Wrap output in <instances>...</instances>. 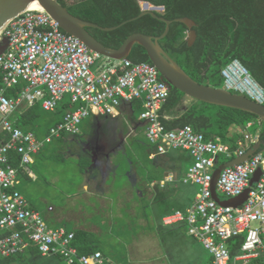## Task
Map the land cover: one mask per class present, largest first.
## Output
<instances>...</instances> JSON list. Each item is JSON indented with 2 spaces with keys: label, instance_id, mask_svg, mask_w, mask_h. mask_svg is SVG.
<instances>
[{
  "label": "built area",
  "instance_id": "obj_1",
  "mask_svg": "<svg viewBox=\"0 0 264 264\" xmlns=\"http://www.w3.org/2000/svg\"><path fill=\"white\" fill-rule=\"evenodd\" d=\"M222 75L226 89L264 103V89L239 60L225 66ZM21 81L26 82L23 91L9 96L7 90ZM170 91L153 63L129 57L114 59L94 51L64 31L46 9L28 8L9 21L0 31V132L9 135L6 141L0 140V258L35 247L41 256H59L67 264H105L101 251L81 254L74 244L75 232L51 227L39 211L30 207L19 189V169L35 178L30 164L46 143L65 134H80L81 123L91 114L117 117L123 103L139 100L143 110L138 119L145 123L155 155L182 149L193 158L181 181L197 186L194 202L166 213L162 223L185 224L188 233L210 253L212 259L206 264H264V150L224 168L219 176L217 192L235 197L250 186L254 173L261 168L259 180L250 187L242 205H222L211 191L220 158L229 161L239 157L257 143L259 128H251L262 126V119L232 125L227 139H207L191 125L167 129L163 118L168 116L162 115L161 108ZM67 94L76 107L65 112L43 138L15 124L13 116L22 112L19 106L23 100L28 99L25 109L40 100L45 110L53 111ZM11 152L20 156L19 167L13 165ZM254 222L259 226L253 227ZM241 235L244 238L239 252L232 255L230 240Z\"/></svg>",
  "mask_w": 264,
  "mask_h": 264
},
{
  "label": "trees",
  "instance_id": "obj_2",
  "mask_svg": "<svg viewBox=\"0 0 264 264\" xmlns=\"http://www.w3.org/2000/svg\"><path fill=\"white\" fill-rule=\"evenodd\" d=\"M58 1L68 7L74 15L103 27L117 26L126 21L111 31L88 27L98 40L112 48L120 47L134 32L161 35L167 24L160 17L173 20L168 34L159 40V44L193 79L203 84L225 88L222 70L237 59L264 89V0H75L73 3H69L68 0ZM146 1L164 7L163 10H155L158 17L150 13L140 16L142 3ZM184 16L192 18L197 23L194 27L197 38L192 46L187 41L190 30L188 26L175 21L176 18ZM129 58L136 62L152 63L146 49L140 44L133 46ZM25 87L26 82L21 81L8 89L7 94L11 97L17 96ZM186 96L176 88L171 89L167 101L161 108L162 115L168 116L163 118L167 129L191 125L207 139L214 136L227 139L232 125H244L252 119L259 118L241 109L210 104L194 98L189 104H185ZM61 101L53 111L45 110L40 100L27 109H25L27 105H24L19 109L25 110L13 116L15 124L26 131H34L43 138L52 125L62 120L64 112L71 105L70 98L62 104ZM132 109V118L137 119V109L143 110L141 101L134 100ZM256 129L252 128L253 131ZM259 135V141L262 142L259 150H264V121L259 128ZM8 138L7 133L0 132V140L6 141ZM236 139L232 138L234 141ZM11 161L14 166L19 167L20 156L16 152H11ZM88 165L84 166V169ZM243 238L241 235L230 240L232 255L239 252ZM74 244L76 246L78 244L76 236ZM77 247L81 254L95 251L86 250L79 245ZM23 255L41 256L37 248L30 247L25 253L1 257L0 264H11L18 257H24ZM52 258L61 264H67L59 256Z\"/></svg>",
  "mask_w": 264,
  "mask_h": 264
},
{
  "label": "crops",
  "instance_id": "obj_3",
  "mask_svg": "<svg viewBox=\"0 0 264 264\" xmlns=\"http://www.w3.org/2000/svg\"><path fill=\"white\" fill-rule=\"evenodd\" d=\"M75 107L76 105L71 104L65 112ZM120 112L121 114L117 117L108 114H91L86 118L85 120L90 119L91 126L102 132L104 137L100 135L99 139L94 140L90 133L83 145L74 143V146L81 151L79 154L81 159L86 158L83 165L81 162L83 167L77 173L56 174L54 178L64 182L62 186H55L53 197L40 195L36 203L33 205L29 203L31 208L42 214L51 227H65L75 232L77 246L86 250L101 251L105 264H123L114 262L101 247L106 241L109 223H112L113 217L119 216V212L134 213L138 206H153L157 213L159 210L168 213L175 209H185L194 202L197 191V186L183 184L181 181L193 162L190 153L187 151L190 157L181 153H172V151H184L175 149L165 154L155 155L154 146L148 145L145 139L147 138L145 123L137 118L135 125L130 128L128 122L123 120L126 117L127 120L132 118V104L123 103ZM253 127L258 129L261 126L255 124ZM117 134H120V138L116 136ZM139 135H142L144 139H140ZM91 142L96 148L94 154L86 149ZM129 149L134 152V156L128 157L126 165L129 166L126 170H122V162H117L114 156L120 150L128 151ZM40 152L35 155H39ZM141 152L145 154L143 158ZM35 155L32 163L34 165L36 164ZM87 164H89L88 167L84 169ZM33 172L35 178L19 169L21 180L19 189L28 202L30 201L24 192L25 188L39 180L36 171ZM168 176H173L174 180H167ZM23 186L24 189L21 188ZM141 224L149 228L143 240L151 248L154 246L155 250H158L159 221L141 220ZM184 226L186 227L185 224L180 223L164 226L162 229L167 239L181 242L183 245V253L179 254L180 257L173 264H192L200 261L202 256L204 260V252L201 249L207 251L199 240L188 233V230L186 233L190 239L187 238L183 233ZM211 259L210 256L204 264L209 263Z\"/></svg>",
  "mask_w": 264,
  "mask_h": 264
},
{
  "label": "rangeland",
  "instance_id": "obj_4",
  "mask_svg": "<svg viewBox=\"0 0 264 264\" xmlns=\"http://www.w3.org/2000/svg\"><path fill=\"white\" fill-rule=\"evenodd\" d=\"M75 0H68L69 3H73ZM70 98V95L67 94L60 104L67 101ZM192 97H185V104H189L192 100ZM22 109L20 111H24ZM141 110L137 109L136 115L139 118ZM124 118V117H123ZM124 118L128 124L131 126L135 125L136 119ZM90 119L85 120L81 123V133L79 135L67 134L63 138H57L51 143H47L39 155H35L36 164H30L31 169L36 171L39 176V180L36 183L25 188V194L29 199V203L33 205L36 203L37 198L41 196L53 197L55 186H62L64 180H56L54 177L58 173H77L80 171L82 165L85 163V159H81V151L74 146V143L77 145L86 142L87 137L93 135V139L100 138V135L104 137L102 132L95 130V127L91 126L89 123ZM120 138V134L116 135ZM101 137V138H103ZM147 137V136H145ZM139 138L144 137L139 135ZM148 142V145L151 144L148 138H145ZM93 142L90 143L89 147H86L88 151L93 152L96 149L93 146ZM141 150V149H140ZM172 153H181L190 157L187 151H172ZM142 158L145 156L141 152ZM134 156V152L120 150L115 156L117 162H122V170H126L129 165L127 164L128 157ZM81 159V161H80ZM221 162L226 161L225 158H220ZM82 162V165H81ZM35 169V170H34ZM24 189V186L21 187ZM222 200L230 199V196L219 194ZM35 207V206H34ZM166 207V206H164ZM171 207V206H170ZM114 212H112L113 214ZM166 213V211L159 210V213L153 209V206H138L134 213L130 211L119 212L118 217H113L112 223H109V230L106 232L105 243L101 245L104 249V252L111 258L114 262H121L123 264H173L177 261V258L183 253V245L181 242L172 241L167 239L163 235L164 225L161 221V216ZM158 214V215H157ZM155 219L159 221V239H158V250H155V247L152 248L144 239V234L149 231V228H146L141 224V220H151ZM175 225V224H174ZM172 226V225H169ZM253 227L259 226V223L254 222ZM187 226L183 227V233L186 234L187 238L190 239L187 235ZM204 260L203 256L198 262L192 264H204L207 259L210 258V253L204 251ZM174 253V254H173ZM180 254V255H179ZM24 257H18L17 260L11 264H61L60 261H56L51 256H38L33 257L30 255H23ZM63 263V261H62Z\"/></svg>",
  "mask_w": 264,
  "mask_h": 264
},
{
  "label": "water",
  "instance_id": "obj_5",
  "mask_svg": "<svg viewBox=\"0 0 264 264\" xmlns=\"http://www.w3.org/2000/svg\"><path fill=\"white\" fill-rule=\"evenodd\" d=\"M37 5H43L64 31L80 38L94 51L110 58L123 59L129 57L135 44H140L146 49L151 62L157 67L161 77L169 84L171 89L176 88L185 95L203 102L237 108L253 113L264 121V103H260L249 96L232 92L226 88L214 87L212 85L198 82L162 48L159 44V40L168 34L173 20L160 17L167 24L165 31L161 35L134 32L126 38L120 47L112 48L104 45L98 40L89 31L88 27L111 31L118 28L126 21L117 26L103 27L97 23L84 20L74 15L68 7L61 4L58 0H0V31L9 21L24 10ZM163 8V6H155L147 1L143 2L140 16L150 13L154 17H158L155 10H163ZM175 21L182 22L188 26L190 30L188 32L187 41L188 44L192 46L197 38V31L194 28L197 25L196 21L187 16L178 17ZM261 146L262 142L258 141L244 154L229 161L222 162L217 166L213 172V179L211 182L212 195L217 202L225 206L237 207L247 200L250 187L260 178L262 173L261 168H258L254 173L249 183L250 186L245 188L240 195L231 197L230 199L222 200L220 198L216 188L217 181L224 168L248 160L252 155L259 151Z\"/></svg>",
  "mask_w": 264,
  "mask_h": 264
},
{
  "label": "bare ground",
  "instance_id": "obj_6",
  "mask_svg": "<svg viewBox=\"0 0 264 264\" xmlns=\"http://www.w3.org/2000/svg\"><path fill=\"white\" fill-rule=\"evenodd\" d=\"M29 9H37V10H45L44 6L43 5H37V6H34V7H30ZM28 103V99H25L21 102L20 106H23V105H27Z\"/></svg>",
  "mask_w": 264,
  "mask_h": 264
}]
</instances>
